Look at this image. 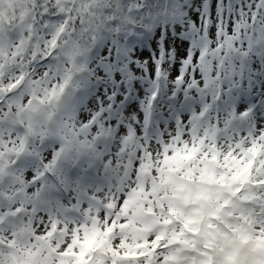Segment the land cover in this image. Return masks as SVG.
I'll return each instance as SVG.
<instances>
[{
	"label": "rangeland",
	"instance_id": "1",
	"mask_svg": "<svg viewBox=\"0 0 264 264\" xmlns=\"http://www.w3.org/2000/svg\"><path fill=\"white\" fill-rule=\"evenodd\" d=\"M110 2L0 0V81L15 78L5 82L10 89L4 85L0 94L5 97L18 85L25 89L8 103L0 100V264H264V85L256 87V98L245 105L251 109L242 116L233 112L236 102L221 112L213 110L207 131L216 136H204L201 143V132L182 123L184 128L172 129L176 137L166 132L152 144L155 158L149 160L140 152L138 163H130L119 156L133 135L128 127L114 130L119 121L111 126L109 118H102L106 94L98 101L86 97L64 104L67 93L59 90L62 86L52 88L64 82L57 75L59 64L54 71L45 68L38 74L26 65L44 59L55 47L69 61L65 74L84 52L74 40L54 46L56 35L70 23L63 17L43 24L51 33L42 36V30L36 31L34 44L25 33L35 31L29 17L35 8H47L59 17L72 12V22L80 20L88 29L92 18L104 19ZM237 11L232 25L224 22L226 32L234 31L230 26L235 22L245 25V13ZM184 48H178L175 61L155 57L152 65L146 54L144 61L139 58L140 65L147 61L145 69L155 74L166 63L164 73L175 74L170 81L183 68L180 75L191 83L198 78L200 64L196 58L184 62ZM135 69L141 79L145 71ZM219 71H210L212 80ZM46 73L49 82L44 81ZM172 90L173 95L175 87ZM39 91L46 105L35 101ZM152 98L143 90L125 114L128 123H138L135 140L147 136ZM54 109L61 116L40 124ZM255 109L260 113H253ZM198 148L206 156L205 160L201 155L202 162ZM86 156L98 164L96 171H86ZM127 172L133 176L127 177ZM96 174L101 181H94ZM60 187L71 192L68 202L61 198Z\"/></svg>",
	"mask_w": 264,
	"mask_h": 264
},
{
	"label": "trees",
	"instance_id": "2",
	"mask_svg": "<svg viewBox=\"0 0 264 264\" xmlns=\"http://www.w3.org/2000/svg\"><path fill=\"white\" fill-rule=\"evenodd\" d=\"M110 1V5L103 14L104 19L92 18L90 21L92 27L88 29L80 24V20L72 22L74 19L72 12L68 16L61 15L59 17L60 13L53 14L54 12L51 10L41 9L37 6L38 9L35 8V11L29 15L30 23H33L35 31L32 34L31 31L25 33L34 39V44L37 40L33 36L37 34L36 31L41 32L42 30L41 33H38L42 36L51 33L49 28L45 30L42 27L43 24L46 22L55 23L63 17L64 22L67 19L70 23L65 25L64 31L56 35L54 46L64 41L70 45V42L74 40V44L81 43L79 46L84 52L83 56H77L80 58L79 60L76 58L73 61L76 63L71 64L72 72L65 74V69L67 70L70 66L69 61L55 47L50 48V52L44 59L37 58L34 64L26 63V65L28 68H32L35 74H38L45 68L53 70L59 64L57 75L62 76L64 82L59 85L54 83L52 88L55 90L62 86L59 90L67 93V97L63 99L64 104L71 99L76 103L86 97L98 101L99 96L106 94V106L102 108V118H109L111 126L115 125V121H119L113 129L119 131L123 127H128L129 134L133 135L132 142H126L123 146V154L119 156L120 160L125 161L128 157L131 160L130 163H138L137 157L140 152L144 158L149 156V160L152 159L156 154H153L151 149L154 147L153 145L158 144V138L165 136L166 132L171 133L170 137H176L175 128L182 123L193 124L198 133L201 132L202 143L204 136L208 138L216 136L207 131L210 119H213L210 116L213 110L218 109V112H221L227 109L231 102H236L237 111H233L236 116L240 113L242 116L251 109L245 105L252 103L256 98V87L264 85V0ZM234 10H238L236 14L245 13L243 19L246 23L245 25L242 23V26L239 27L235 22L234 26H230L234 31L229 33L224 29V22L229 21L228 25H232ZM231 16L232 18H230ZM86 20L87 18L84 17L83 21ZM10 38L13 39L14 36H10ZM40 38L39 40H41ZM41 42L39 44H42ZM179 47H185L184 54L187 56L183 60L184 62L196 58V64L197 62L200 64L198 78H194L191 83L184 81L185 77L180 75L183 68H178L176 79L170 81V78L175 74L169 76L167 72L164 73L166 63L160 64L155 74L154 71L152 73L151 70L145 69L147 61L144 66L140 65V59L142 58L144 61L146 54L150 56L152 65L156 63V61L154 63L155 57L161 62L171 57L175 61L178 57ZM202 50L203 53H201ZM204 53H206L205 56ZM58 57H61V61L56 62L54 58ZM135 67H140L145 71L141 79H139L138 70L136 71ZM212 69L220 70L219 77L215 74L213 80L210 74ZM48 73L45 74L44 79L47 82H49ZM27 86L25 85L26 88ZM108 86L113 87V93L109 92ZM78 87H80L79 91ZM173 87L176 92L174 91L175 93L172 95ZM143 90L154 97L148 108L150 111L152 110V113L145 125L147 136L141 135L135 140L138 123L132 125L124 117L129 111V106L138 102ZM38 93L35 101L46 105L44 94L40 91ZM21 95L20 92L19 97ZM30 96L32 95L30 94ZM60 97L59 95L58 99ZM206 108L210 112L206 111ZM71 110H73V104ZM255 110H253L255 114L261 111L260 109ZM50 113L48 118L42 117L40 124H49L50 121L61 116V113L55 109ZM200 113H202L201 116ZM190 116H195V119L192 120ZM96 123L97 118L93 125ZM200 138L197 141L201 140ZM159 140V144H162V139ZM73 143L77 148H80V144L75 141ZM198 149V159L202 155V158L206 160L203 149ZM200 160L202 162L201 158ZM83 163L86 171H89L90 168L93 170L98 165L87 156ZM101 163L103 164V161ZM66 165L74 167L70 163ZM41 167L44 168L43 165ZM94 170L96 171V169ZM95 171H92V174ZM140 173L143 175L141 170ZM127 174V177L133 176V173L127 172ZM51 178L54 179L56 185H59L54 176ZM100 178L96 174L94 181H101ZM104 182L105 185L107 183L109 185L108 180H104ZM61 189L62 187H60ZM134 189L136 187L132 188L133 191ZM144 189L146 188L144 187ZM59 192H61L63 201L68 202L71 192L66 188Z\"/></svg>",
	"mask_w": 264,
	"mask_h": 264
},
{
	"label": "flooded vegetation",
	"instance_id": "3",
	"mask_svg": "<svg viewBox=\"0 0 264 264\" xmlns=\"http://www.w3.org/2000/svg\"><path fill=\"white\" fill-rule=\"evenodd\" d=\"M14 80L15 78H6L4 81L7 83V82H9V80ZM2 80V79H1ZM1 82V81H0ZM0 83V91H5V89H3V86L4 85H6V87H7V89H10V86L9 85H7L6 83ZM21 88H20V85H18V88H17V90L15 91V90H13V91H10L9 93H7L6 94V96L5 97H2V94H0V100L2 99V101H4L5 100V102H2V104H5V103H8L9 102V100L12 98H17L18 96H19V94H20V92H21ZM15 91V92H14ZM7 95H8V100L6 99V97H7ZM0 106H2L1 104H0ZM4 106V105H3Z\"/></svg>",
	"mask_w": 264,
	"mask_h": 264
}]
</instances>
